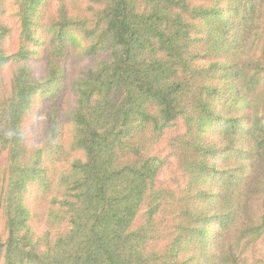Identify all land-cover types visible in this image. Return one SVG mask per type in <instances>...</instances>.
<instances>
[{
    "label": "trees",
    "instance_id": "trees-1",
    "mask_svg": "<svg viewBox=\"0 0 264 264\" xmlns=\"http://www.w3.org/2000/svg\"><path fill=\"white\" fill-rule=\"evenodd\" d=\"M16 1L11 51L0 0V264H256L264 0Z\"/></svg>",
    "mask_w": 264,
    "mask_h": 264
},
{
    "label": "rangeland",
    "instance_id": "rangeland-1",
    "mask_svg": "<svg viewBox=\"0 0 264 264\" xmlns=\"http://www.w3.org/2000/svg\"><path fill=\"white\" fill-rule=\"evenodd\" d=\"M8 1H9V3H7L8 11L6 13V16L8 17V19H10L11 25L14 26L12 38L9 41V47L11 48L10 50L13 51L16 47V43L18 39V32H19V30L17 29V21H16L17 15L15 14L17 1L16 0H8ZM54 3H55V0L53 1V5ZM88 59L90 60L83 61V64L81 65V67L83 65L92 67L94 65V62L97 60V59L90 58V57H88ZM29 63H30L32 73L36 77V79L41 78L46 74L47 67L45 65V62L40 59L39 55L34 56V57L31 56ZM36 98L33 99L34 107L28 116V119L30 118V122H28V127L32 130V132H34V129L39 127V117H38V112L36 108L37 103L39 105V101H38V98L37 99ZM255 247H256V250H254L251 253L250 262H254L256 264H264V233L260 237V239H258V241L256 242ZM249 254L250 252L248 253V255Z\"/></svg>",
    "mask_w": 264,
    "mask_h": 264
}]
</instances>
